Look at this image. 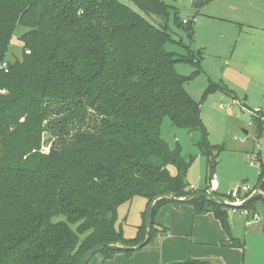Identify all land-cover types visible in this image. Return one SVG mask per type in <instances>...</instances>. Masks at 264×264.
Listing matches in <instances>:
<instances>
[{"label": "trees", "instance_id": "16d2710c", "mask_svg": "<svg viewBox=\"0 0 264 264\" xmlns=\"http://www.w3.org/2000/svg\"><path fill=\"white\" fill-rule=\"evenodd\" d=\"M131 1L147 14H169L163 0ZM194 24L186 28L191 37ZM18 25L27 28L20 36L22 59L7 71L0 67V264H81L101 243H112L96 253L104 259L130 253L116 244L143 242L146 219L130 239L116 222L119 206L136 196L147 201L145 218L160 196L147 245L167 232L155 219L171 202L190 204L195 214L212 212L229 236L221 244L244 248L232 234L229 210L241 209L248 218L258 214L264 181L238 207L196 197L210 186L197 190L188 184L193 157L186 160L180 147L172 150L161 136L165 117L199 131L197 145L209 169L216 167L223 146L210 142L202 101L185 88L191 77L175 66L199 59L175 57L166 48L174 42L170 31L121 0H0V64ZM216 87L210 85L203 98ZM253 124L264 137V121L253 117ZM49 130L54 140L45 152L43 134ZM263 178L260 160L259 182ZM59 215L65 220L55 221Z\"/></svg>", "mask_w": 264, "mask_h": 264}, {"label": "rangeland", "instance_id": "374dc122", "mask_svg": "<svg viewBox=\"0 0 264 264\" xmlns=\"http://www.w3.org/2000/svg\"><path fill=\"white\" fill-rule=\"evenodd\" d=\"M121 1L153 24L170 31L174 42L166 43V48L175 57L199 59L198 63L178 61L175 66L179 73L191 77L185 88L195 100L202 101V117L210 142L223 146L216 167L209 169L207 156L197 145L201 138L199 131L178 127L165 117L161 136L172 150L180 147L186 160L193 157L186 175L190 186L204 189L210 184L213 171L220 184L213 193L237 205L233 207L242 205L256 191L260 183V160L264 162V137L257 136L249 112L256 107L264 109V0H209L199 7L195 4L197 0H163L170 6L166 18L147 14L131 0ZM194 19L191 37L186 28ZM26 30L25 26H17L4 59L7 65L22 59L24 46L20 36ZM212 84L218 87L203 98ZM51 136L50 130L43 134L45 152L51 149L54 140H49ZM170 169L176 171L173 166ZM245 186L249 189H243ZM259 206L260 219L250 213L257 220L250 227L245 226V211L236 208L237 213H232L235 222L230 221L232 234L245 242L244 264H264L261 259L264 258V208L261 203ZM146 208L142 196L119 206L116 227L122 230L124 238L137 235L145 223ZM54 220H65V216H56Z\"/></svg>", "mask_w": 264, "mask_h": 264}, {"label": "crops", "instance_id": "0c3cea01", "mask_svg": "<svg viewBox=\"0 0 264 264\" xmlns=\"http://www.w3.org/2000/svg\"><path fill=\"white\" fill-rule=\"evenodd\" d=\"M235 211V208L229 210L232 224H235L232 214L237 213ZM155 220L167 228V232L157 235L155 242L130 253L119 252L109 259L99 253L88 264H174L189 259L204 264L245 263V242L244 248L222 245L221 242L228 240L229 236L212 212L195 214L190 204L170 202L160 208ZM252 222L257 220L246 216L245 226L250 227Z\"/></svg>", "mask_w": 264, "mask_h": 264}, {"label": "water", "instance_id": "95a60500", "mask_svg": "<svg viewBox=\"0 0 264 264\" xmlns=\"http://www.w3.org/2000/svg\"><path fill=\"white\" fill-rule=\"evenodd\" d=\"M263 181H264V178L260 181V183L258 184V187H257L256 191H255V192H254L249 198L256 196V195L260 192ZM196 197H199V198H201V197H203V198H215V199H217L220 203H222V204H224V205H229V206L233 205V206H237V205H234V204L228 203V202H226V201L220 199V197H218L216 194H214V193H210V192L198 193V194H196ZM159 198H160V196L157 197V198H155L154 201L150 204V206H149V208H148V210H147L146 223H147V225H148V229H147V237H146V239H145L143 242H141V243H139V244H137V245H135V246H127V245H122V244H116V245H118L122 250H138V249H141L142 247H144L145 245H147V243H148V241H149V238H150V233H151V224H152L151 219H152V208H153V204H154V202H155L157 199H159ZM249 198H248V199H249ZM188 199H189V198H188ZM110 244H112V243H101V244L95 246L94 248H92L91 250H89V251L87 252V254L85 255V257L83 258L81 264H88L89 260H90V259H91V258H92V257H93V256H94V255L100 250V249H102L103 247H105V246H107V245H110Z\"/></svg>", "mask_w": 264, "mask_h": 264}, {"label": "built area", "instance_id": "2783aa9c", "mask_svg": "<svg viewBox=\"0 0 264 264\" xmlns=\"http://www.w3.org/2000/svg\"><path fill=\"white\" fill-rule=\"evenodd\" d=\"M2 67H4L6 69V71H7V63L6 62H4L2 64ZM249 112H250L252 117H256L257 119L264 121V109H262L260 107H256V108L250 109ZM252 121H253V119H252ZM209 186L210 187H209L208 192H210V193H213V192L217 191L219 189V187H220L219 181L217 179V175L215 173L213 174V176L210 179ZM243 189H247L248 190L249 186L248 187L245 186ZM255 217L260 219V217L257 214L255 215Z\"/></svg>", "mask_w": 264, "mask_h": 264}]
</instances>
